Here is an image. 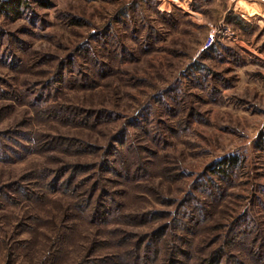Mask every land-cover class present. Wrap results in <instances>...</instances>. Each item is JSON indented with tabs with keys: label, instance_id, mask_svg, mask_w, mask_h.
<instances>
[{
	"label": "rangeland",
	"instance_id": "1",
	"mask_svg": "<svg viewBox=\"0 0 264 264\" xmlns=\"http://www.w3.org/2000/svg\"><path fill=\"white\" fill-rule=\"evenodd\" d=\"M2 1L0 188L86 207L0 198V264H264V0Z\"/></svg>",
	"mask_w": 264,
	"mask_h": 264
},
{
	"label": "trees",
	"instance_id": "2",
	"mask_svg": "<svg viewBox=\"0 0 264 264\" xmlns=\"http://www.w3.org/2000/svg\"><path fill=\"white\" fill-rule=\"evenodd\" d=\"M25 5L24 0H4L1 3V8L3 9V13L8 15V16H15L17 17L19 15V11L21 10V8H23V6ZM0 97H5V98H9L11 97V94H8V92L4 91V90H0ZM57 111V110H56ZM35 114L37 117L39 118H43V119H52V120H56L58 122L61 121H67V122H71L74 123L76 121V116H74L75 114H71V115H67L65 114V112H55V109H45V110H36ZM82 122V125H86L88 118H82L80 119ZM79 121V120H77ZM80 121V122H81ZM79 122V123H80ZM81 125V124H80ZM6 136L9 139L13 138L10 136V134L6 133ZM16 140H13V142ZM17 143V142H14ZM87 147L86 145L79 143V142H75L74 140H71L69 138H64V137H48V138H42V137H38L36 136L35 139V143H34V150L37 153H45V152H49V151H73L74 152H78L79 154H83V152H87V150H85ZM80 168V167H77ZM110 168H115V166L111 165ZM79 172H81L80 170H78ZM110 171V170H108ZM45 170H39L37 171L35 174H32V181L33 183H37L35 186L38 188V191H42V193L40 194H34L30 188L28 187H23L21 185H18L17 183H13L10 185H7L4 188H0V198L3 197V199L9 203L12 204L14 201V195L16 196H20L22 198V200H28V201H32L34 198H36L35 200H38L39 203H43L46 199V194H48L49 192H55V191H63V193L68 194L72 197H76L78 200L80 197H78V186L74 185L75 180L73 178H66L64 181L61 182V177L62 176H57L56 179V183L54 185H56V187L58 188H54V185L52 183H48L46 182V175L44 174ZM78 173V172H76ZM113 174H117L118 172L115 173L114 170H112ZM120 176V174H119ZM121 177V176H120ZM73 180V181H72ZM26 181L29 182L31 180H28V178H26ZM74 185V188H72L71 186ZM75 188L77 190H75ZM5 189H8V191H5ZM72 189V190H70ZM86 202V201H85ZM83 203V204H82ZM77 206L79 207H83L85 208L86 205L84 204V202L82 201V198H80V201L78 202ZM101 207L102 204H100ZM100 206L97 205V207L99 209ZM81 208V209H83ZM149 216H151L150 214L148 215H143L141 216L139 219L135 216L132 217V219L130 221H127L130 224H134V225H140V224H145L147 222L146 219L149 218ZM148 217V218H146ZM158 238V236H157ZM147 239V237L144 238V240ZM160 239V238H159ZM145 242V241H144ZM153 253H156L153 252ZM179 255H183V252H180ZM137 256V255H136ZM115 258L119 259L120 262H122L124 260V258L121 257H117L114 256ZM111 258L110 260L107 259H101L98 262H94V264H119L118 261L114 260L115 258ZM156 258V256L154 254H152L150 260H154ZM175 261V262H174ZM178 260H171L168 261V264H178L177 262ZM220 261V254H217V256L214 259H210L208 262V264H218V262ZM139 264H147V260H142L139 261Z\"/></svg>",
	"mask_w": 264,
	"mask_h": 264
},
{
	"label": "built area",
	"instance_id": "3",
	"mask_svg": "<svg viewBox=\"0 0 264 264\" xmlns=\"http://www.w3.org/2000/svg\"><path fill=\"white\" fill-rule=\"evenodd\" d=\"M213 35V34H212ZM213 38V36H211ZM213 43V39L210 38L209 42H208V45L206 48H208L209 46H211V44Z\"/></svg>",
	"mask_w": 264,
	"mask_h": 264
}]
</instances>
